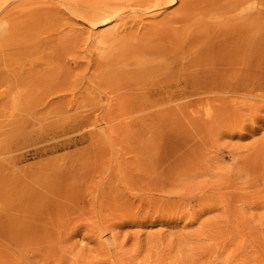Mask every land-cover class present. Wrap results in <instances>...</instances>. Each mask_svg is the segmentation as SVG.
<instances>
[{
	"label": "rangeland",
	"instance_id": "obj_1",
	"mask_svg": "<svg viewBox=\"0 0 264 264\" xmlns=\"http://www.w3.org/2000/svg\"><path fill=\"white\" fill-rule=\"evenodd\" d=\"M122 1L0 0V264H264V0Z\"/></svg>",
	"mask_w": 264,
	"mask_h": 264
},
{
	"label": "bare ground",
	"instance_id": "obj_2",
	"mask_svg": "<svg viewBox=\"0 0 264 264\" xmlns=\"http://www.w3.org/2000/svg\"><path fill=\"white\" fill-rule=\"evenodd\" d=\"M148 1L153 2L154 0H129V1L126 0V3H125L124 1H122V2H123L124 4H126V5H128L127 3H129V4L132 3V4L135 5V4H137V2H138L137 5H143L144 2H148ZM175 1H177V0H169V4H170V3H175ZM139 2H140V3H139ZM160 2L163 3V0H160ZM156 3H159V0H158V2H156ZM164 3H165V2H164ZM151 4H152V3H151ZM151 4H150V5H151ZM159 4H160V3H159ZM159 4H158V5H159ZM156 5H157V4H156ZM161 5H162V4H161ZM154 6H155V5H154ZM151 7H152V6H151ZM151 7H150V8H151ZM155 7H156V6H155ZM136 9H137V8H136ZM153 9H154V8H153ZM74 10H76V9H74ZM77 10H78V9H77ZM156 10H157V9H156ZM68 11H69V10H68ZM88 11L90 12V10H88ZM137 11H138V10H137ZM137 11H136V12H137ZM75 12H76V11H75ZM132 12H134V11H132ZM79 13H80V12H79ZM80 14H81V13H80ZM93 14H94V12H93ZM81 15H82V14H81ZM83 15L85 16V14H83ZM87 15H88V14H87ZM87 15H86V17H87ZM89 16H90V15H89ZM94 16H95V15H94ZM106 16H107V15H106ZM240 16H241V15H240ZM242 16H243V15H242ZM89 18H90V17H89ZM89 18H88V19H89ZM116 18H117V17H116ZM203 18H205V17H203ZM90 19H91V18H90ZM108 19H109V18H108ZM106 20H107V19H106ZM203 20H204V19H203ZM205 20H206V19H205ZM107 21H108V20H107ZM213 21H215V20H213ZM203 23H204V22H203ZM168 24H169V23H168ZM193 24H194V23H193ZM162 25H163V24H162ZM190 25H191V24H190ZM158 26H159V25H158ZM188 26H189V25H188ZM163 27H164V26H163ZM158 28H159V27H158ZM166 28H167V27H166ZM159 29H160V28H159ZM152 31H154V30H152ZM157 31H158V30H157ZM149 32H150V31H149ZM155 32H156V31H155ZM147 33H148V32H147ZM148 35H149V33H148ZM151 35H153V33H151ZM158 35H159V34H158ZM158 35H157V36H158ZM182 35H183V34H182ZM144 37H145V36H144ZM147 37H148V36H147ZM150 37H152V36H149L148 38H150ZM153 37H154V35H153ZM153 37H152V38H153ZM158 38H159V37H158ZM249 38H250V37H249ZM155 39H156V38H155ZM162 39H163V38H162ZM233 39H234V38H233ZM250 39H251V38H250ZM259 39H260V38H259ZM147 40H151V39H147ZM152 40H153V39H152ZM156 41H157V40H156ZM159 41H160V39H159ZM259 41H260V40H259ZM259 41H258V43H259ZM150 42H152V41H150ZM228 42H229V41H228ZM235 42H236V41H235ZM244 42H245V41H244ZM142 43H143V42H142ZM160 43H161V42H160ZM236 43H237V42H236ZM241 43H242V42H241ZM230 44H231V43H230ZM230 44H229L228 47H230ZM233 44H235V43H233ZM233 44H232V46H233ZM259 44H260V43H259ZM142 45H143V44H142ZM142 45H141V46H142ZM245 45H247V44L245 43ZM232 46H231V47H232ZM138 47H140V46H138ZM150 47H151V46H150ZM237 47H238V46H237ZM239 47H240V45H239ZM243 47H244V45H243ZM261 47H263V46H261ZM135 48H136V47H135ZM135 48H134V49H135ZM142 48L145 49V47H142ZM146 48H148V47H146ZM151 48H152V47H151ZM160 48H162V46H160ZM232 48H233V47H232ZM232 48H231V49H232ZM235 48H236V47H235ZM137 49H138V48H137ZM139 49H140L141 52H142L143 49H141V47H140ZM148 49H149V48H148ZM158 49H159V47H158ZM162 49H163V48H162ZM164 49H165V48H164ZM231 49H229V50L231 51ZM242 49H246V48L244 47V48H242ZM242 49H241V50H242ZM173 50H174V49H173ZM227 50H228V48H227ZM227 50H226V51H227ZM232 50H233V49H232ZM143 51H144V50H143ZM148 51H149V50H148ZM148 51H147V52H148ZM152 51H155V49H154V50H151V52H149V53L154 54V53H152ZM230 51H228L227 54H228ZM238 51H239V48H238ZM147 52H146V53H147ZM157 52H158V51H157ZM180 52H181V51H180ZM244 52H245V51H244ZM195 53H196V52H195ZM230 53H232V51H231ZM238 53H239V55L242 54V52H238ZM247 53H248V52H247ZM151 54H150V56H151ZM227 54H226V56H227ZM196 55H198V54H196ZM229 55H230V54H229ZM167 56H168V55H167ZM226 56L223 57V58H226ZM240 56H241V55H240ZM227 57H228V56H227ZM223 58H222V60H223ZM244 58H245V57H244ZM152 59H153V58H151V60H152ZM155 59H157V58H155ZM159 59H161V58H159ZM159 59H157V60H159ZM166 59H167V58H166ZM171 59H172V58H171ZM219 59H220V58H219ZM226 59H227V58H226ZM142 60H143V59H142ZM161 60H165V59L162 58ZM209 60H210V59H209ZM215 60H216V59H215ZM229 60H230V58H229ZM229 60H228V61H229ZM144 61H146V59H145ZM148 61H149V60H148ZM159 61H160V60H159ZM174 61L176 62V60H174ZM210 61H211V60H210ZM225 61H226V60H225ZM136 62L139 63V60L136 61ZM141 62H142V61H141ZM151 62H153V60H152ZM164 62H165V61H164ZM229 62H230V61H229ZM229 62H228V63H229ZM124 63H125V62H124ZM145 63L148 64L147 61H146ZM155 63H156V62H155ZM139 64H140V63H139ZM173 64H175V63H173ZM205 64H206V63H205ZM207 64H209V63H207ZM125 65H126V64H125ZM171 65H172V64H171ZM196 65H197V64H196ZM231 65H232V64H231ZM234 65H235V64H234ZM182 66H183V65H182ZM200 66H201V65H200ZM171 67H173V66H171ZM175 67H176V66H175ZM175 67H174V68H175ZM122 68H123V67H122ZM136 68H137V67H136ZM178 68H180V66L177 67V69H178ZM125 69H126V68H125ZM137 69H138V68H137ZM139 69H140V68H139ZM196 69H197V68H196ZM151 70H152V69H151ZM190 70H191V69H190ZM192 70H193V69H192ZM194 70H195V69H194ZM198 70H199V69H198ZM200 70H201V69H200ZM148 71H150V70H148ZM177 71H178V70H177ZM179 71H180V70H179ZM181 71H182V70H181ZM141 72H144V71H141ZM132 73H133V74L135 73L134 70L132 71ZM172 73H173V72H172ZM172 73H171V74H172ZM191 73H193V72H191ZM194 73H196V72H194ZM197 73H198V72H197ZM201 73H202V72H201ZM140 74H141V73H140ZM144 74H145V73H144ZM141 76H142V75H141ZM146 76H147V75H146ZM166 76H168V75H166ZM172 76H173V74H172ZM182 76H183V75H182ZM196 76H197V75H196ZM138 77H140V75H139ZM143 77H145V75H144ZM185 77H186V76H185ZM134 78H135V77H134ZM193 78H194V77H193ZM138 79H140V78H138ZM170 79H171V78H170ZM173 79H174V77H173ZM171 80H172V79H171ZM177 80H178V79H177ZM187 80H188V79H187ZM175 81H176V80H175ZM181 81H182V80H181ZM168 82H169V81H168ZM166 83H167V82H166ZM167 85H169V84H167ZM171 85H172V83H171ZM140 89H141V88H140Z\"/></svg>",
	"mask_w": 264,
	"mask_h": 264
}]
</instances>
